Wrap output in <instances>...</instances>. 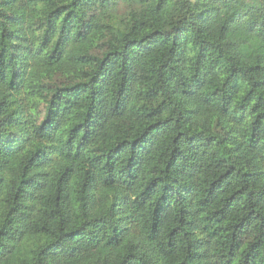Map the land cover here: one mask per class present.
Returning a JSON list of instances; mask_svg holds the SVG:
<instances>
[{"label":"trees","instance_id":"1","mask_svg":"<svg viewBox=\"0 0 264 264\" xmlns=\"http://www.w3.org/2000/svg\"><path fill=\"white\" fill-rule=\"evenodd\" d=\"M0 0V264H264V3Z\"/></svg>","mask_w":264,"mask_h":264},{"label":"rangeland","instance_id":"2","mask_svg":"<svg viewBox=\"0 0 264 264\" xmlns=\"http://www.w3.org/2000/svg\"><path fill=\"white\" fill-rule=\"evenodd\" d=\"M255 2L258 4H261V3H264V0H256Z\"/></svg>","mask_w":264,"mask_h":264}]
</instances>
